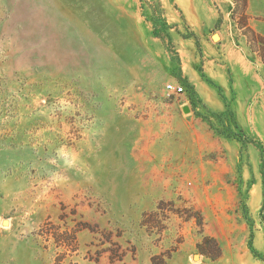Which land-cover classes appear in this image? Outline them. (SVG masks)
Listing matches in <instances>:
<instances>
[{
  "label": "rangeland",
  "instance_id": "374dc122",
  "mask_svg": "<svg viewBox=\"0 0 264 264\" xmlns=\"http://www.w3.org/2000/svg\"><path fill=\"white\" fill-rule=\"evenodd\" d=\"M235 7L0 0V264H264V74L235 61Z\"/></svg>",
  "mask_w": 264,
  "mask_h": 264
},
{
  "label": "crops",
  "instance_id": "0c3cea01",
  "mask_svg": "<svg viewBox=\"0 0 264 264\" xmlns=\"http://www.w3.org/2000/svg\"><path fill=\"white\" fill-rule=\"evenodd\" d=\"M247 7L246 13L249 17V25L252 27L256 32L264 35V0H247ZM241 42V49L236 53L235 61L240 64L241 66L245 67L248 71H250V77L252 70H260L264 74V62L260 60V58H250L248 57V51L250 49V44L248 42L247 36L242 34L240 38ZM234 86L238 91V102L244 103L246 100H249L251 95L250 87L247 84H242L240 79L238 78L237 74H234ZM238 104L236 108L238 110H242L243 108ZM248 114H251V109H246Z\"/></svg>",
  "mask_w": 264,
  "mask_h": 264
},
{
  "label": "trees",
  "instance_id": "16d2710c",
  "mask_svg": "<svg viewBox=\"0 0 264 264\" xmlns=\"http://www.w3.org/2000/svg\"><path fill=\"white\" fill-rule=\"evenodd\" d=\"M235 2H236V7L234 11L237 12L239 15L238 27L242 30V33L247 36L251 49L253 51H258L261 61L264 62V35L256 32L249 25V17L246 13V7H247L248 1L247 0H235ZM236 126L238 127L237 124ZM262 210H264V205H263ZM210 241L213 242L215 246L218 248V245L215 240H211L208 238H205L204 240V242H210ZM118 261L121 262V264H125L122 262L123 260L120 256L118 258L112 256L110 260V264H118L117 263Z\"/></svg>",
  "mask_w": 264,
  "mask_h": 264
},
{
  "label": "built area",
  "instance_id": "2783aa9c",
  "mask_svg": "<svg viewBox=\"0 0 264 264\" xmlns=\"http://www.w3.org/2000/svg\"><path fill=\"white\" fill-rule=\"evenodd\" d=\"M167 91L170 94H180L184 91V87L183 86H177L173 83H170L167 85Z\"/></svg>",
  "mask_w": 264,
  "mask_h": 264
},
{
  "label": "water",
  "instance_id": "95a60500",
  "mask_svg": "<svg viewBox=\"0 0 264 264\" xmlns=\"http://www.w3.org/2000/svg\"><path fill=\"white\" fill-rule=\"evenodd\" d=\"M215 37H217V35H215ZM184 111L185 112H188L189 111V108L188 107H184Z\"/></svg>",
  "mask_w": 264,
  "mask_h": 264
}]
</instances>
